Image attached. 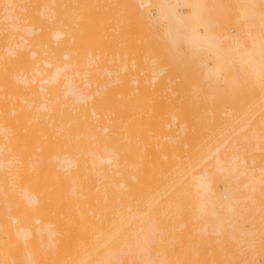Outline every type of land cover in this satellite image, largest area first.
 Returning a JSON list of instances; mask_svg holds the SVG:
<instances>
[{"label":"bare ground","instance_id":"6f19581e","mask_svg":"<svg viewBox=\"0 0 264 264\" xmlns=\"http://www.w3.org/2000/svg\"><path fill=\"white\" fill-rule=\"evenodd\" d=\"M118 2L99 11L127 12ZM155 2L156 16L134 5L138 34L159 42L166 64L181 59L185 69L172 68L196 84L188 92L76 86L61 53L71 20L57 27L69 0H0V264H264V34L250 24L264 0L237 3L238 23L250 21L236 37L194 27L199 0ZM155 49L118 53L121 74L149 69Z\"/></svg>","mask_w":264,"mask_h":264},{"label":"rangeland","instance_id":"374dc122","mask_svg":"<svg viewBox=\"0 0 264 264\" xmlns=\"http://www.w3.org/2000/svg\"><path fill=\"white\" fill-rule=\"evenodd\" d=\"M56 1H59V0H56ZM63 1V0H62ZM105 0H69V7L70 8H68V9H66V12L69 10V11H71V12H69L68 14H67V16L68 17H66V15H65V17L63 16V17H61L62 16V12H61V15H58L59 16V18H58V22H59V24L57 25V27H59V25L60 26H62L63 27V24H64V22H63V19L65 18H67V20L69 19V20H71L70 21V23H68L69 25H70V27H69V25L68 26H66V27H69V28H66L67 30H68V32L70 31V34L68 35V36H70L71 35V37H68V43L66 44V46H65V51H61V53L62 52H64V53H68L69 54V58L68 59H64L65 61H74V63L72 64V65H70V67H69V72H71V70H73V72H71V74H73L72 76H70V78H72V80L74 81L75 80V82L77 81V79H75L73 76H79L80 74H81V76H79V78L81 79H78L79 81L77 82V84H76V86H79V84H81V86H82V84L84 85L83 86V88H87V86L85 85V79H89L90 78V81L92 82V85L94 84V86L91 88V90L92 89H96L97 87H100L101 89L105 86V83H106V86H107V84H109V86L111 87H107L106 88V86H105V89L107 90H109V91H112L113 92V90H114V92H122V90H123V88L125 89L124 90V92H131L132 93V91L134 92V93H162V94H164V95H166V94H175L176 92H178L179 90H180V87H177V91H176V85H177V83L178 82H181V83H179V84H181L182 86H183V82H184V84L185 85H187L188 84V87H186V86H184V88L182 87V89H185V91L186 92H188L189 91V89H190V85H191V87H192V84H195V83H192V81H191V83H190V81H187V79L185 80V79H183V82L181 81V78H180V75H179V73H180V71H179V73H178V75L176 74V72H178V70H179V68H180V70H182V69H185V67H182V65H180V60L181 59H179L178 57H177V59L174 61V58H176V57H174L173 58V61H171L170 59V61L166 64V62L164 61V58H166V60H168L167 58H168V56H164V54L162 53V52H160V48H159V53L157 52L156 53V51H158V48H157V46L159 45V44H156V43H159V42H153V39L151 38V37H146L145 38V40L143 41V37H145V36H141L140 34H138V31H137V29H139V25L137 26V23L135 24V22H136V20H135V22H134V15H135V13H136V7L135 6H137V5H140V6H142L141 8H143V9H145L149 14H151L152 16H156V13H157V10H156V8L154 7V5H156V0H115V2H121V8L123 7V6H125V8L127 9V12H129V15H128V13L126 12V10L124 9V11H118V9L116 8L117 6H118V4L115 6L114 4V6L112 7V8H110V10L112 11L111 13H109L110 12V10H109V7L108 8H106L107 10L105 11V12H107V13H105V12H101V11H99V8H98V6H99V4H102L103 2H104ZM110 3H111V1H109ZM118 2V3H119ZM126 2V3H125ZM199 2L201 3V4H203V8L205 7V9H201V13L199 12V15H198V17L197 18H195V19H193L192 21H191V24L192 25H194V27H199V28H201V29H204L205 31H209V33L210 34H216V33H218L219 31H221V29H223L222 30V36H226V37H228L229 35H231V36H233V37H236L237 35H238V30H240V28L242 29H244V31H245V26H244V24L246 23V21H250V20H247L246 19V21L244 22V20L242 21L244 24H242V22H240V24L238 23V21L237 20H240L239 19V16H240V12L238 13V10L237 9H239L238 7H237V3H239V5H240V0H199ZM227 2V3H226ZM63 3V2H62ZM61 3V5H60V9H62L61 7H63L62 4ZM85 3H88V4H86L85 5ZM126 4H127V7L131 10V11H129V9L126 7ZM221 4V5H220ZM59 5V4H58ZM129 5H131V6H129ZM135 5V6H134ZM89 7V10H90V15L89 14H85V11L83 10V7ZM119 6H120V4H119ZM133 6V7H132ZM207 6V7H206ZM222 7V9H221V7ZM56 7V6H55ZM58 7V6H57ZM87 7V8H88ZM115 7V8H114ZM145 7V8H144ZM218 7H220V8H218ZM59 8V7H58ZM57 8V9H58ZM133 8V9H132ZM140 8V9H141ZM210 10H208V9ZM219 9H220V12H219ZM256 9H257V12H256ZM55 10H56V8H55ZM134 10V11H133ZM222 10V11H221ZM259 10V11H258ZM62 11V10H61ZM83 11H84V13H83ZM98 11H99V13H98ZM109 11V12H108ZM117 13V15H116V13ZM182 11L186 14H190V12H191V8L190 7H184V8H182ZM212 11V12H211ZM215 11H217V12H219L218 13V15H216L215 13ZM254 13H260V11H261V13H262V9H258V6H257V8H254ZM93 12H94V14H93ZM102 13V15H100L99 16V14H101ZM114 12V14H112ZM132 12H133V14H132ZM70 13H71V17H72V15H73V17L72 18H70ZM83 13V14H82ZM120 13V14H119ZM127 13V14H126ZM209 13H211V14H209ZM214 13V14H213ZM260 13V14H261ZM58 14V13H57ZM63 14H64V12H63ZM80 14V15H79ZM81 14H82V17H83V15H84V17L82 18L81 17ZM209 14V15H208ZM212 14H213V16H215L214 17V20L212 19V20H210L209 18H212L213 16H212ZM231 14V15H230ZM238 14H239V16H238ZM106 15H107V17H106ZM207 15V16H206ZM109 16V17H108ZM110 16H112V17H110ZM118 16V17H117ZM119 16H120V18H119ZM123 16V17H122ZM235 16V17H234ZM238 16V17H237ZM92 18V21H91V18ZM94 17H95V19H94ZM117 17V18H116ZM127 17V18H126ZM225 17H227V18H229V19H227V18H225ZM237 17V18H236ZM259 17H261V18H259ZM259 19H257V18H255V19H251V22H250V24L251 23H255V24H257L256 22H255V20H259V25L257 24V26L254 24V27L255 28H257L256 30L253 28L252 30H254V31H256L257 33V35H259V37L261 38H263V35L262 34H264V31H263V25L262 24H264L263 22H264V15L262 16H260L259 15ZM108 18V19H107ZM116 18V19H115ZM122 18V19H121ZM203 18V19H202ZM208 18V19H207ZM232 18H233V20H235L234 22H231V20H232ZM54 19H56V18H54ZM64 19V20H65ZM76 19V20H75ZM79 19V20H78ZM82 19V20H81ZM84 19V20H83ZM130 19V20H129ZM136 19V18H135ZM68 20V21H69ZM112 20V21H111ZM117 21V23L115 24V22ZM228 20H229V22H228ZM90 21V22H89ZM108 21V22H107ZM110 21H111V23H110ZM114 21V22H113ZM121 21V22H120ZM217 21H218V24H216L217 23ZM229 23H227V22ZM72 22V23H71ZM93 22V23H92ZM99 22L101 23V24H99ZM128 22V23H127ZM216 22V23H215ZM57 22H54V24H56ZM63 23V24H62ZM83 23H84V25H83ZM98 23V24H97ZM114 23V24H113ZM223 23H224V26H223ZM227 23V25L225 26V24ZM235 23V24H234ZM86 24H88V27H87V25ZM97 24V25H96ZM103 24V25H102ZM128 24V25H127ZM208 24H211V25H208ZM233 24H234V26H233ZM238 24L240 25V26H238ZM247 24L249 25V23L247 22L245 25L247 26ZM260 24H261V27H260ZM65 25V24H64ZM92 25V27H90ZM116 25H117V28H116ZM123 25V26H122ZM216 25H217V27H216ZM228 25H229V28H228ZM253 25V24H252ZM56 26V25H55ZM97 26H98V28H97ZM111 26V27H110ZM114 26V27H113ZM135 27V28H133V27ZM204 26V27H203ZM208 26V27H207ZM220 26H222V28H220ZM231 26V27H230ZM244 26V27H243ZM75 27V28H74ZM132 27V28H131ZM237 27H240V28H237ZM101 28H103V29H101ZM119 28V29H118ZM236 28V29H235ZM101 29V30H100ZM118 29V30H117ZM160 29V30H159ZM246 29H247V27H246ZM259 29H260V33H261V36H260V33L258 32L259 31ZM91 30V31H90ZM108 30V31H107ZM157 36H156V39H158L159 41H160V38H162V33H161V31H162V29L161 28H157ZM101 31V32H100ZM104 31L105 32H107V35H108V33L110 32V34H111V38H110V34L108 35L109 37H108V39L107 38H105V36L107 37V35L104 33ZM116 33H115V32ZM80 32H82V34L80 33ZM159 32V33H158ZM226 32H228V34L226 33ZM76 33V34H75ZM80 33V34H79ZM95 34V36H94V34ZM132 33V34H131ZM252 33H254V32H252ZM91 34H93V38H92V35ZM159 34V35H158ZM219 35H221V32H219L218 33ZM255 34V33H254ZM253 34V35H254ZM87 35V36H86ZM102 35H104V36H102ZM130 35H132V36H130ZM217 35V34H216ZM228 35V36H227ZM84 37V38H82V37ZM100 36V39L99 38H97V37H99ZM101 36L103 37L102 39L106 42V40L105 39H107V42L106 43H108V47L110 48V50L108 51V52H105L104 53V47H106V44H105V42L104 41H100L101 40ZM141 36V37H140ZM230 36V37H231ZM75 37V38H74ZM86 37V38H85ZM94 37H95V39H94ZM119 37V38H118ZM131 39H130V38ZM139 37V38H138ZM88 38V39H87ZM105 38V39H104ZM114 38V39H113ZM134 38V39H133ZM55 39V38H54ZM53 37H52V42H53ZM63 39V38H62ZM71 39V40H70ZM89 39H90V41H89ZM227 39H229V38H226V42L227 43H229L230 45H232V46H234V40H235V38H233V40H231V39H229L228 41H227ZM95 40V41H94ZM109 40V41H108ZM116 40H118V41H116ZM120 40H121V42H120ZM130 40H131V42H133L132 40H134L135 41V45H133V43H131L130 42ZM137 40L139 41V42H137ZM54 41H56V40H54ZM59 41V42H58ZM94 41V42H93ZM151 41V42H150ZM233 41V42H232ZM137 42V43H136ZM147 44V42L148 43H151V44H148L147 46L145 45V43ZM58 43H60V40H57V44ZM81 43V44H80ZM110 43V44H109ZM105 44V45H104ZM117 44V45H116ZM122 44V45H121ZM130 44H131V47L132 48H130L129 49V47H130ZM140 44H141V46H140ZM86 45V46H85ZM99 45H100V47H99ZM150 45V47H148ZM57 47H54V48H58V45H56ZM76 46V47H75ZM121 46V49L119 48ZM143 46V48H142V50H141V48L140 47H142ZM151 46H153V48L151 47ZM154 46H155V48H154ZM75 47V48H74ZM78 47V49H76ZM134 47L136 48H139V49H134ZM160 47V46H159ZM177 47H178V45H177ZM101 48V49H100ZM80 49V50H79ZM131 49H133L132 51H135L136 52V54L134 55L133 54V57H135V58H137V59H141L144 55V53L147 51V49H155V53L157 54H155L156 55V60H155V62H154V64H153V66H151L150 67V65H149V69H146L145 70V68H142V69H138V70H132V69H130V70H128L127 72L125 71V69L122 71V74H123V72H126V73H124L123 75L121 74V71H119V69H122V67H120L121 66V64H120V58H119V54H121V55H123L124 53H126V52H128V51H130ZM144 49V50H143ZM178 49H179V51H181L182 52V50L183 51H185V48H184V44L183 43H179V47H178ZM73 52V53H76V54H73L71 51ZM112 50H114L115 51V53H116V55L114 54V51H112ZM121 50V51H120ZM139 50H140V53H142V54H139L138 52H139ZM138 51V52H137ZM142 51V52H141ZM143 51H144V53H143ZM89 52V53H88ZM91 52V53H90ZM99 52H100V55H102L101 57L99 56ZM124 52V53H123ZM111 53H113L114 54V56H112V55H110ZM119 53V54H118ZM160 53H162L163 55V57L160 55ZM58 54H60V53H58ZM73 54V57H71V55ZM89 54V55H88ZM94 54V55H93ZM107 54H109V56H110V58H109V56L107 55ZM44 55V54H43ZM117 55H118V57H117ZM45 56H47L46 55V53H45ZM75 56V57H74ZM97 56V57H96ZM98 56L100 57L99 59H98ZM79 57V58H78ZM89 58V59H87V58ZM106 57V59H104ZM111 57H113L112 59H111ZM116 58V60H115V58ZM70 58H71V60H70ZM77 58V59H76ZM93 58V60H91ZM97 58V59H96ZM119 58V59H118ZM182 58V57H181ZM80 59H81V61H83L84 60V62L82 63L81 61H80ZM83 59V60H82ZM95 59V60H94ZM103 59V60H102ZM111 59V60H110ZM118 59V60H117ZM144 58H142V60H143ZM178 59H179V61H178ZM182 59H184V58H182ZM76 60L78 61V63H76ZM85 60H86V62H85ZM89 60V61H88ZM102 60V61H101ZM158 60H160V62L164 65V67L163 66H161V64L159 63V61ZM202 60H204V61H201L202 63H201V68L203 67V69L205 68V66H204V64H206V62H207V59H206V57H205V59H204V56H203V58H202ZM101 63V64H98L99 62ZM107 61H108V63H107ZM110 61V62H109ZM116 61V62H115ZM119 61V62H118ZM164 62V63H163ZM212 62V61H211ZM211 62H209L208 61V63H209V65H211V66H213L212 64H213V62L211 63ZM85 63H86V65H85ZM109 63H110V66H108L109 65ZM114 63V64H113ZM115 63H116V65H115ZM120 64V66H119V64ZM160 65H159V64ZM169 63H171V64H169ZM83 64V67L81 66ZM150 64H152V63H150ZM166 64V65H165ZM173 64H177L178 65V70H177V67H175V74H174V72H173V68L172 67H174V66H177V65H173ZM78 65V66H77ZM91 65V66H90ZM93 65H95V67L93 66ZM169 65V66H168ZM38 65H36V68H38L37 67ZM75 66H77V67H75ZM80 66V70L78 71V67ZM84 66H85V68H84ZM90 66V70L87 68V67H89ZM100 66V67H99ZM105 68H104V67ZM73 67V68H72ZM81 67H82V70H84L83 71V73L82 72H80L81 71ZM34 68V67H33ZM84 68V69H83ZM87 68V69H86ZM94 68V69H93ZM85 69H86V71H85ZM101 69H102V71H101ZM103 69H105V72H106V70L107 71H111V73L110 72H108V75H107V73H105L104 72V70ZM128 69V68H127ZM78 71V73H77V71ZM93 70L95 71V73L93 72ZM92 71V73H90ZM100 71H101V73H100ZM172 72V74H174V76L171 74V76H169L170 75V72ZM74 72H76L77 74H75ZM86 72H89V73H87V76H86ZM113 72H115V73H113ZM120 72V73H119ZM185 72V70L183 71V73ZM189 72V71H188ZM94 73V74H93ZM113 73V74H112ZM119 73V74H118ZM183 73L181 74V76L183 75ZM88 74H90V76L88 77ZM127 74H128V77H127ZM188 74V73H187ZM85 75V76H84ZM102 77H100V76ZM115 75V76H114ZM120 75V76H119ZM190 75V74H189ZM111 76V77H110ZM117 76H118V78H117ZM167 76H169V77H167ZM177 76V77H176ZM107 77V78H106ZM122 79H121V78ZM129 77H130V79H129ZM164 77V78H163ZM167 77V78H166ZM171 77V78H170ZM174 77V78H173ZM179 77V78H178ZM186 77V76H185ZM83 78V79H82ZM110 78V79H109ZM116 78H117V81H119V82H117L116 81ZM120 78V79H119ZM156 78V79H155ZM174 80H173V79ZM176 78V79H175ZM183 78V77H182ZM221 78V77H220ZM88 79L86 80V82L88 83L89 81H88ZM101 79V80H100ZM112 79V80H111ZM222 79V78H221ZM220 79V80H221ZM224 79V78H223ZM99 80L101 81L100 83H99ZM108 80V81H107ZM216 80V81H219V83H222L221 85H223L224 84V82H225V80ZM81 81L83 82V83H81ZM111 81V82H110ZM115 81V83L117 82V85H113V84H111L112 82H114ZM130 81H131V83H130ZM91 82H90V85H91ZM103 82V83H102ZM120 82H122V83H120ZM125 82V83H124ZM204 83L203 84H205L206 85V83H205V81H203ZM86 83V84H87ZM163 83V84H162ZM210 83L211 82H207V84L208 85H206L205 87L207 88L206 90H208L209 92L211 91H213L214 89H212L213 87H212V84H214V83H211V85H210ZM103 85V87H102V85ZM132 86H130V85ZM179 84H178V86H179ZM202 84V82H200V87L203 85ZM91 85V86H92ZM97 85V86H96ZM112 85V86H111ZM122 85V86H121ZM127 85V86H126ZM196 85V84H195ZM80 86V87H81ZM123 87V88H122ZM83 88H81V92H83L84 90H83ZM127 88V89H126ZM194 88H195V86H194ZM194 88H191V89H194ZM198 88V86L196 87V89ZM222 89L224 88V87H221ZM80 89V88H79ZM88 89V88H87ZM104 89V88H103ZM112 89V90H111ZM136 91H135V90ZM187 89V90H186ZM199 89V88H198ZM221 89V90H222ZM89 91H90V89H88ZM86 91V92H89V91ZM145 91V92H144ZM175 91V92H174ZM181 91V90H180ZM179 91V92H180ZM202 91L203 92H205L204 91V89H203V87H202ZM201 91V92H202ZM85 92V91H84ZM168 92V93H167ZM192 92V91H191ZM198 92H200V91H198V90H196L195 91V93H198ZM207 92V91H206ZM252 166V165H251ZM220 190L221 191H223V187L221 186L220 187Z\"/></svg>","mask_w":264,"mask_h":264}]
</instances>
